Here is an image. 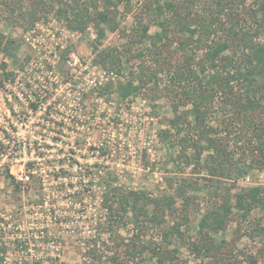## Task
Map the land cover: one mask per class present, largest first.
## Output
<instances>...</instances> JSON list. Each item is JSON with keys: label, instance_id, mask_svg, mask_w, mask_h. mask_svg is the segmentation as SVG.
<instances>
[{"label": "rangeland", "instance_id": "obj_1", "mask_svg": "<svg viewBox=\"0 0 264 264\" xmlns=\"http://www.w3.org/2000/svg\"><path fill=\"white\" fill-rule=\"evenodd\" d=\"M4 1L0 0V33L16 38L20 46L15 59L0 51V146L10 151L0 153L1 264H156L150 251L137 259L126 252L137 232L132 223L116 230L111 226L102 202L107 186L116 182L156 197L176 199L164 227L183 224L171 245L162 239L161 227L140 233L142 243L167 248L168 263L264 264V234H250L257 224L264 227V210L258 208L245 221L233 208L223 229L218 233L208 230L218 247H200V254L193 248L206 213L241 188L264 186V161L258 162L250 143L244 135L241 138L242 125L232 119L230 107L220 109L223 99L219 93L214 106L220 110L210 114L207 122L216 129V137L229 145L233 162L247 171L244 176L235 170L230 178H218L206 163L197 164L195 149L187 142L186 111L191 104L175 110L178 102H173L172 90L176 83L166 71L182 62L179 40L185 37L176 30L171 34L165 42V63L155 64L153 54H145L146 64L158 73L146 78L141 92L127 99L113 94L111 99L99 94L107 78L94 63L97 32L93 25L84 31L69 29L65 15L58 14L56 0H12L16 7H8ZM38 1H43L40 7ZM78 1L105 8V0ZM176 1L183 4L186 0ZM151 2L120 0L116 18L120 26L107 30L99 50L121 47L126 41L122 33L130 31L139 19L147 21ZM191 4L195 11L203 10L201 0ZM35 9L39 19L33 29L25 30L21 21L26 20L20 16L28 19ZM110 9L116 11L112 5ZM158 31L160 28L151 24L150 33ZM261 39L264 42V37ZM141 46H134L132 53ZM203 53L196 51L199 57ZM27 56L31 59L23 70L18 65ZM2 63L16 78L3 79ZM46 75L54 83L51 92L39 88L37 93L30 92L28 85L24 92L16 86L18 79L42 81ZM231 84L238 90L236 82ZM35 96L41 99L38 104ZM177 115L181 126L174 123ZM31 158L42 164V172L33 181H21L27 173L25 163ZM10 161L16 180L6 181ZM181 190L190 197L188 213ZM184 213L188 214L186 220L182 219Z\"/></svg>", "mask_w": 264, "mask_h": 264}, {"label": "trees", "instance_id": "obj_2", "mask_svg": "<svg viewBox=\"0 0 264 264\" xmlns=\"http://www.w3.org/2000/svg\"><path fill=\"white\" fill-rule=\"evenodd\" d=\"M56 1L60 5L58 14L65 15L69 29L84 31L89 25L95 27L97 42L93 47L96 52L94 63L108 74H113L100 86L99 94L108 95L111 99L113 94L120 99H127L141 92L145 88L146 78L156 76L158 73L146 64L145 54H153L151 57L155 64L165 63L168 60L164 54L167 45L165 42L170 41L175 30L181 33L185 37L179 40L183 51L182 62L179 67L163 68L176 83L175 89L172 90L174 98H177V101L173 99V102H178L173 106L175 110L182 104H191L186 111V127L190 134V140L187 142L195 149L197 164L206 163L211 174L218 178L221 176L230 178L235 170L237 175H245L247 169L240 167L239 162H233L234 157L231 158L229 145L216 137V129L207 122L210 114L227 107L232 111V119L242 125L239 130L240 136L242 138L244 135L250 143L256 160L261 163L264 161V42L261 39L264 37V0H201L203 2L201 11L191 8L192 4H189L193 0L183 1V4L176 0H153L147 10V21L139 19L130 31L122 33L126 41L121 47L100 50V40L105 37L107 30L114 31L120 26L116 20L120 0H105L103 10L99 7L92 8L93 3H80L78 0L73 3ZM97 1L93 0L94 3ZM4 2L8 7L14 4L12 0ZM41 2L43 1L36 2V5L40 7ZM184 4L188 8L184 7ZM111 5L116 11H111ZM20 17L21 20H26L21 21L25 30L33 29L39 19L36 9L31 11L30 18L25 19L24 14ZM16 18L14 17L15 20ZM151 24H156L160 31L151 34ZM216 36L218 40L215 39ZM162 41L164 43L161 46ZM137 44L142 46L132 53V48ZM19 46L16 38L0 33V51L5 55L15 59ZM197 50L203 51V55L197 56ZM30 59V56L25 57L18 66L24 70ZM135 62L138 64L134 70ZM1 66L4 80L16 78L12 76L11 71L6 72L5 63ZM129 68L130 70H127ZM127 71L128 74H125ZM232 82H236L238 90H235ZM219 93L223 99L220 109L214 106ZM189 116L192 118L189 119ZM178 119L180 115H177L174 123L181 126ZM229 124L231 126L232 122ZM9 152L0 146L1 155ZM204 154L206 157H203ZM38 158L42 157L39 155ZM38 162L37 159H31L25 164L31 181L42 172V164L38 165ZM5 180H16L10 171V163L7 164ZM182 194L183 207L187 209L190 197L185 195V192ZM175 203L176 199L173 196L156 197L144 190L131 189L117 182L107 186L102 202L114 230L126 226L127 222L136 228L137 232L132 235L126 251L131 258H141L150 251L151 256L157 259L156 264L175 263L172 260L169 263L166 261L168 255L166 247L163 245L152 247L142 243L140 233L149 227H161L162 239L167 245H171L174 237L181 234L180 226L183 224L181 222L169 228L164 227L166 217ZM233 208L243 221L249 218L254 209L264 210V186L241 188L206 213L200 221V235L197 241H193L196 254L201 253L200 247L203 246L211 250L218 247L208 230L218 233L223 229ZM185 211L188 213L189 209ZM187 213L182 215L183 220L188 219ZM2 220L3 217L0 216V229ZM241 224L242 221L238 225L239 229ZM254 231L257 232L255 235H262L264 227L257 224L253 226L250 234L253 235ZM0 251L4 252L1 245ZM2 262L3 258L0 257V264ZM33 264L44 263L40 261Z\"/></svg>", "mask_w": 264, "mask_h": 264}, {"label": "built area", "instance_id": "obj_3", "mask_svg": "<svg viewBox=\"0 0 264 264\" xmlns=\"http://www.w3.org/2000/svg\"><path fill=\"white\" fill-rule=\"evenodd\" d=\"M70 63L73 64L71 61H70ZM105 74H106V78H107L106 80H108L113 75V74H111V75L108 74L106 71H105ZM47 77H49V76L46 75V76H44V78H40V79H43L42 81H37V80H32V79H29V80H19L18 79V80H16V84H17L16 86L19 87L21 90H24V92H26V90H25L26 88L25 87L27 85L30 87V92L37 93V89L36 88H39V91L51 92L53 90V88L51 86L54 83H53V81H50L51 79L50 80L46 79ZM37 82L40 83L39 87H37L38 86ZM31 98H32V95H31ZM42 99L47 101L48 99H50V97H45V98L43 97ZM33 100H36L35 102H37V103H35V104H38V102H40L41 99L39 97L36 98V96H35V99H33ZM33 100H31V101H33ZM31 159H34V158H31ZM31 159H29V160H31ZM9 163H10V171H11V166L13 164V161H10ZM26 163H27V161H26ZM26 179L28 181L30 180V176H29L28 172L26 173V175L24 177H21V181H25ZM28 181H26V182H28Z\"/></svg>", "mask_w": 264, "mask_h": 264}]
</instances>
